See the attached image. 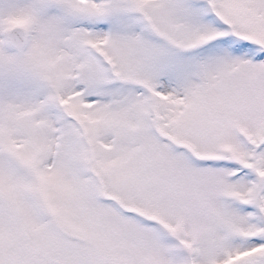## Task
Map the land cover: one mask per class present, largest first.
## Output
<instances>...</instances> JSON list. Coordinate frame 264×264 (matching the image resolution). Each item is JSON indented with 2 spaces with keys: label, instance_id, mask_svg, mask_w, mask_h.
I'll return each instance as SVG.
<instances>
[{
  "label": "snow or ice",
  "instance_id": "6c2138e0",
  "mask_svg": "<svg viewBox=\"0 0 264 264\" xmlns=\"http://www.w3.org/2000/svg\"><path fill=\"white\" fill-rule=\"evenodd\" d=\"M0 264H264V0H0Z\"/></svg>",
  "mask_w": 264,
  "mask_h": 264
}]
</instances>
